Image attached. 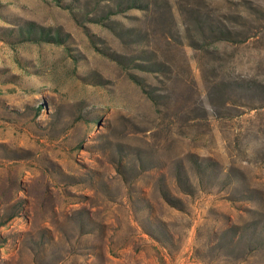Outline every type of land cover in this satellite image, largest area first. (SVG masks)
<instances>
[{
  "label": "rangeland",
  "instance_id": "374dc122",
  "mask_svg": "<svg viewBox=\"0 0 264 264\" xmlns=\"http://www.w3.org/2000/svg\"><path fill=\"white\" fill-rule=\"evenodd\" d=\"M0 264H264V0H0Z\"/></svg>",
  "mask_w": 264,
  "mask_h": 264
},
{
  "label": "trees",
  "instance_id": "16d2710c",
  "mask_svg": "<svg viewBox=\"0 0 264 264\" xmlns=\"http://www.w3.org/2000/svg\"><path fill=\"white\" fill-rule=\"evenodd\" d=\"M28 28L26 29V31H23V29H20L18 32H19V36L22 38L21 41H37L41 38L43 39H48V40H53L55 41L54 39L55 38H51V37H46L45 35V32L46 30L44 28H37L35 24L33 23H28L27 24ZM39 29V30H38ZM56 39L58 41H60V34L57 33V36H56ZM177 179H178V183L183 187V190L185 191L184 193L186 194H192L193 192V189L192 187L190 186V184L188 183V179L187 177H183L180 173L177 175ZM168 202L171 204V205H176L174 204L175 201L170 199L169 197L167 198Z\"/></svg>",
  "mask_w": 264,
  "mask_h": 264
}]
</instances>
